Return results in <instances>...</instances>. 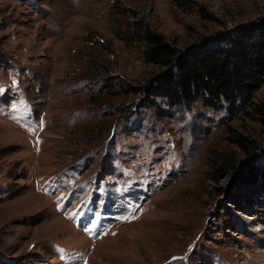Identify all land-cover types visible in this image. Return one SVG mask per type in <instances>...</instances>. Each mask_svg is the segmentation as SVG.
Wrapping results in <instances>:
<instances>
[{"label":"rangeland","instance_id":"1","mask_svg":"<svg viewBox=\"0 0 264 264\" xmlns=\"http://www.w3.org/2000/svg\"><path fill=\"white\" fill-rule=\"evenodd\" d=\"M263 16L264 0H0V264H264V86L239 114L138 107L125 87L157 69L122 38L147 23L184 45Z\"/></svg>","mask_w":264,"mask_h":264},{"label":"trees","instance_id":"2","mask_svg":"<svg viewBox=\"0 0 264 264\" xmlns=\"http://www.w3.org/2000/svg\"><path fill=\"white\" fill-rule=\"evenodd\" d=\"M199 11L206 16L202 8ZM126 37L138 40L142 59L157 69L143 84L126 85L127 92L139 95L138 107L159 110L199 101L239 114L252 107L255 91L264 86V16L217 29L184 45L147 23H139L122 38ZM255 110L264 114L262 105ZM241 137L237 134L235 141L241 144ZM223 163L221 156L217 167Z\"/></svg>","mask_w":264,"mask_h":264},{"label":"bare ground","instance_id":"3","mask_svg":"<svg viewBox=\"0 0 264 264\" xmlns=\"http://www.w3.org/2000/svg\"><path fill=\"white\" fill-rule=\"evenodd\" d=\"M263 241H264V238L262 237Z\"/></svg>","mask_w":264,"mask_h":264}]
</instances>
